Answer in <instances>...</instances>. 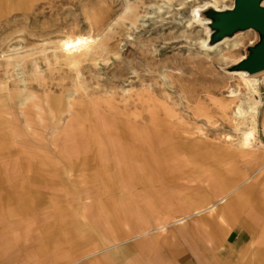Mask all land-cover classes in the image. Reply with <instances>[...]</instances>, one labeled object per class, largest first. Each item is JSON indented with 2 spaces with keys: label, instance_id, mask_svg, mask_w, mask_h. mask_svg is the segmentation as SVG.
<instances>
[{
  "label": "rangeland",
  "instance_id": "rangeland-1",
  "mask_svg": "<svg viewBox=\"0 0 264 264\" xmlns=\"http://www.w3.org/2000/svg\"><path fill=\"white\" fill-rule=\"evenodd\" d=\"M16 1H27L32 6L18 12L8 6ZM1 2L5 7H0V104L7 108L0 119L6 121L1 129L14 133L9 137L19 144V149L34 150L31 154H35L37 160H43L40 156L44 151H57L60 155L61 149L63 158L60 159L63 164H68V161L86 155L85 150L93 144L92 149H96L100 155L98 161L101 166L119 162L113 158L112 152L114 155L119 152L115 153L110 141L116 139L120 144V135L104 132H93L90 136L72 132L64 135L54 129L56 126L63 128L69 120H77L80 114L76 124L79 127L129 132L121 129L125 122L127 125L151 126V133L137 131L128 134L132 144L137 142L134 137L141 138L142 141L136 143L139 145L133 144L132 148L148 159L145 165L153 176L159 148L143 144V139H155L154 136L158 135L156 144H172L174 137L184 138L186 142H192L189 139L195 138L193 143L198 150L205 149L206 154L208 148L201 146L210 145L211 158L225 159L229 175L241 168L243 183L252 184L245 179L264 165V152L259 153L262 159L256 164H253L252 157L241 154L238 140L249 123L245 121L238 126L239 132L233 123L234 114L237 106L246 111L254 96L247 91L238 75H232V72L238 71L235 67L238 63H234L244 60L249 47L258 43L260 37L249 29L225 37L226 40H216L211 28L210 13L216 9L219 10L217 12L229 10L234 0ZM77 35H89L95 39L91 44L92 49L87 52L89 57L81 58L75 67L57 61L54 55H59V52L53 51L67 36ZM238 40L240 43L235 45ZM79 51H84V48ZM258 78L262 81L264 76ZM259 88L264 101V87L260 84ZM18 95L19 100L15 98ZM25 99L28 104L18 107L17 101ZM74 106L78 111L74 113L75 119L73 113H69ZM261 108L258 109L256 140L264 144ZM30 110L34 114H29ZM22 111L28 119L19 114ZM8 112L10 120L13 112L18 113L16 123L22 120L24 131L30 132L27 124L32 126L35 123L32 131L34 139L31 136H16V131L21 133L22 130H18L19 126L13 129L9 127L13 122L7 121ZM31 119L32 124L29 122ZM2 135L3 141L7 140L8 136L0 132ZM90 137L94 139L91 143ZM227 137L230 141H227ZM149 140L144 141H154ZM23 151L26 154L27 150ZM32 167L38 169L31 164L25 170ZM21 170V167H4V179L9 181L8 177L11 179L15 174L21 175ZM55 171L58 172V167ZM29 174L34 175L33 172ZM45 177L50 179L49 175ZM122 179L121 176L117 177L119 182ZM122 183H119L120 187L125 184ZM37 184L42 186L40 191L47 185ZM30 185L32 191L21 189V181L14 185H0V264H10L13 260V242L27 244V231L23 233L19 228L14 232L10 225L13 220L19 219L12 215L13 211L27 207L34 200L31 196H35L36 190L33 189L34 184ZM100 196L104 205L101 207H106L107 194L100 192ZM40 201L43 203L46 200ZM50 201L53 204L67 202L63 197ZM50 211L44 216L36 212V235L41 226L49 224V221L58 224L56 216L51 215ZM14 234H19V237H14Z\"/></svg>",
  "mask_w": 264,
  "mask_h": 264
},
{
  "label": "crops",
  "instance_id": "crops-1",
  "mask_svg": "<svg viewBox=\"0 0 264 264\" xmlns=\"http://www.w3.org/2000/svg\"><path fill=\"white\" fill-rule=\"evenodd\" d=\"M15 98L19 100V95ZM26 104L27 99L17 101L18 107ZM6 109L0 104V119ZM75 109L74 106L69 111L74 119V113L78 112ZM13 113L12 120L10 112L6 118L13 122L9 127L19 126L18 130H22L24 123L20 119L16 123L18 113ZM28 113L34 114L31 110ZM19 114L27 116L24 111ZM77 120L54 129L64 135L66 132L120 135V144L116 139L110 141L115 153L119 152L118 155L112 152L119 162L101 166L93 144L85 150L86 155L68 164L60 159L61 149L60 155L57 151H44L38 155L43 160H37L31 154L34 150L19 149V144L9 137L14 133L1 129L6 121L0 120V132L8 136L5 141L0 136V185L21 181V189L32 191L29 186L34 184L36 190L27 207L12 213L19 219L12 221L11 230L22 228L28 235L27 244L13 242L14 258L10 264H264V165L246 177L250 185L243 183L241 168L229 175L225 159L213 160L210 145L201 146L208 148L207 154L205 149L198 150L193 143L195 138L186 142L174 137L172 144H156L158 135L151 141L145 134H139L147 138L143 144L159 148L153 176L145 165L148 159L132 148L141 138L134 137L137 142L133 144L129 140L128 133L147 132L144 125L125 122L121 129L129 132H119L79 127ZM29 122L32 124L33 120ZM27 125L30 132L16 131L17 137L33 136L35 123ZM93 141L90 137V143ZM23 150H27L26 154ZM252 158L253 164L262 159L261 155ZM31 164L38 169L26 171ZM4 167H21V175L15 174L6 181ZM43 175H49L50 179ZM118 176L123 178L121 182L117 181ZM122 182L125 184L120 187ZM37 183L47 185L40 191L42 186ZM100 192L107 194L106 207H101L104 205ZM62 197L70 203L50 201ZM41 199L46 201L42 203ZM49 210L58 224L49 221L36 235V212L44 216ZM13 236L18 238L19 234Z\"/></svg>",
  "mask_w": 264,
  "mask_h": 264
},
{
  "label": "bare ground",
  "instance_id": "bare-ground-1",
  "mask_svg": "<svg viewBox=\"0 0 264 264\" xmlns=\"http://www.w3.org/2000/svg\"><path fill=\"white\" fill-rule=\"evenodd\" d=\"M30 4L31 3L27 1H23L22 3H19V1H16L15 3L9 4L8 6L15 8L16 11L19 12L20 9L29 8L30 6H32ZM0 7H5L4 3L1 2ZM232 7L229 10H231ZM215 11H219V10L216 9ZM226 39L227 38H224L223 40H226ZM94 42H95V39L89 35L67 36L66 39L61 42L58 49L53 51V52H57V51L59 52V55L57 53L56 55H54V57L57 61L61 60L62 62L64 61L68 66L75 67L78 65V63H80L81 58L89 55L87 52L90 49H92L91 44H93ZM239 43H240V40L235 42V45H238ZM80 48H84V51L77 52ZM240 61H242V59L234 64H237ZM232 75H238L239 80L242 82V84L247 89V91L250 92L254 96V99L251 101V103H248L249 107L246 111L241 106L236 107V113L234 114L235 118L233 120L236 130H239L238 126H242L243 122L248 121L249 123L246 129L242 131L239 130V132L241 131V137L238 140V146H239V149L241 150L242 155H246L250 157L259 156L260 152H264L263 151L264 144L257 142L256 140L257 131H258L257 117H258V109L260 107H262L261 108L262 117L260 116L262 118L261 131L264 134V101H262L261 99V93L259 90L260 84L264 87V78L261 81L259 80L258 77L264 76V70L261 72L255 73V74H249L247 71L238 70V71L232 72ZM145 128L147 129V132L148 131L150 133L153 132L151 126L149 128L145 126ZM226 139L227 141H230L229 137H227Z\"/></svg>",
  "mask_w": 264,
  "mask_h": 264
},
{
  "label": "water",
  "instance_id": "water-1",
  "mask_svg": "<svg viewBox=\"0 0 264 264\" xmlns=\"http://www.w3.org/2000/svg\"><path fill=\"white\" fill-rule=\"evenodd\" d=\"M264 0H234L231 10L212 11L211 28L216 40L231 36L238 31L254 30L260 39L249 47L246 58L235 67L255 74L264 70Z\"/></svg>",
  "mask_w": 264,
  "mask_h": 264
}]
</instances>
